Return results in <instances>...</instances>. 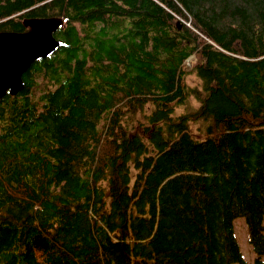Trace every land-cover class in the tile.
I'll list each match as a JSON object with an SVG mask.
<instances>
[{
    "label": "trees",
    "instance_id": "obj_1",
    "mask_svg": "<svg viewBox=\"0 0 264 264\" xmlns=\"http://www.w3.org/2000/svg\"><path fill=\"white\" fill-rule=\"evenodd\" d=\"M55 15L0 98V264H247L239 216L262 264L264 0H0Z\"/></svg>",
    "mask_w": 264,
    "mask_h": 264
},
{
    "label": "water",
    "instance_id": "obj_2",
    "mask_svg": "<svg viewBox=\"0 0 264 264\" xmlns=\"http://www.w3.org/2000/svg\"><path fill=\"white\" fill-rule=\"evenodd\" d=\"M23 23L26 30H0V98L21 91L23 74L33 62L50 56L63 44L55 36L65 24L63 17H28Z\"/></svg>",
    "mask_w": 264,
    "mask_h": 264
},
{
    "label": "rangeland",
    "instance_id": "obj_3",
    "mask_svg": "<svg viewBox=\"0 0 264 264\" xmlns=\"http://www.w3.org/2000/svg\"><path fill=\"white\" fill-rule=\"evenodd\" d=\"M195 60L196 58L194 55H191L187 59V61L189 62L191 66L193 65ZM187 82L190 85H196L199 83V80L195 75L190 74L187 77ZM190 103L192 104L191 107H196L198 105V101L193 97L190 98ZM186 110H190V108H188L187 106L186 107L182 106V105L177 107V113H181ZM195 131H197V129ZM234 229H235V234L237 236V239L240 243L243 255L247 261V264H255L254 259H255L256 253L254 252L253 247L248 240L247 226H246V221L244 217L239 216L235 219ZM262 260H263L262 264H264V257ZM234 264H238V263H234Z\"/></svg>",
    "mask_w": 264,
    "mask_h": 264
}]
</instances>
